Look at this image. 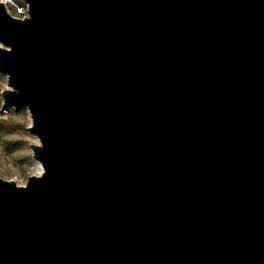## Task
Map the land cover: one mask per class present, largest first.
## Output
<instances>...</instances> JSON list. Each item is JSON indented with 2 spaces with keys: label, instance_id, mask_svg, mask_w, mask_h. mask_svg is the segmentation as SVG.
<instances>
[{
  "label": "water",
  "instance_id": "1",
  "mask_svg": "<svg viewBox=\"0 0 264 264\" xmlns=\"http://www.w3.org/2000/svg\"><path fill=\"white\" fill-rule=\"evenodd\" d=\"M0 8L43 180L0 184V264H264V0Z\"/></svg>",
  "mask_w": 264,
  "mask_h": 264
},
{
  "label": "clouds",
  "instance_id": "2",
  "mask_svg": "<svg viewBox=\"0 0 264 264\" xmlns=\"http://www.w3.org/2000/svg\"><path fill=\"white\" fill-rule=\"evenodd\" d=\"M0 8L13 22L30 23L31 0H0ZM0 52L12 54L13 47L0 40ZM12 74L0 70V124L11 127L0 132V184L27 191L33 180H43L47 167L38 152L45 148L43 137L35 131L36 117L30 104H9L7 95H20L12 83ZM9 145H13L9 150Z\"/></svg>",
  "mask_w": 264,
  "mask_h": 264
},
{
  "label": "rangeland",
  "instance_id": "3",
  "mask_svg": "<svg viewBox=\"0 0 264 264\" xmlns=\"http://www.w3.org/2000/svg\"><path fill=\"white\" fill-rule=\"evenodd\" d=\"M10 130H11V127H5L4 125L0 124V132H7ZM11 147H13V145H9V150H11Z\"/></svg>",
  "mask_w": 264,
  "mask_h": 264
}]
</instances>
